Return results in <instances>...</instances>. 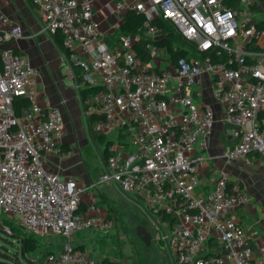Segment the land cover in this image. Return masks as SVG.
<instances>
[{
    "label": "built area",
    "instance_id": "built-area-1",
    "mask_svg": "<svg viewBox=\"0 0 264 264\" xmlns=\"http://www.w3.org/2000/svg\"><path fill=\"white\" fill-rule=\"evenodd\" d=\"M237 2L232 7L226 0L107 1L118 23L114 32L134 12L144 18L146 34L159 40L164 33L157 22L165 19L204 54L171 60L149 42L150 59L144 61L135 50L140 36L129 33L119 42L108 40L94 11L95 0H35L44 30L62 35L70 59L81 69L79 82L64 55L76 87L97 88L83 102L86 117H96L95 132L110 136L123 131L135 146L128 154L117 135L103 173L89 184L49 166L50 155L73 153L60 146L64 115L58 106L38 99L40 73L28 55L6 45L26 36L24 26L0 14V210L41 236L67 239L89 229L108 232L116 226L109 208L93 203L82 210L81 202L88 188L111 182L134 201L133 195L139 196L141 203L136 202L154 220L175 264H264L253 261L250 234L231 215L249 203L248 192L230 187L229 173L219 170L215 188L207 195L196 193L215 111L186 90L205 74L226 120L236 127L238 142L226 157L239 160L255 153L264 158V44L258 45L264 19L254 17L256 0ZM163 56L168 57L165 69ZM18 97L29 99L20 113L15 109ZM171 213L176 222L168 227L163 215ZM213 238L223 243V251L206 255ZM32 262L112 264L72 245Z\"/></svg>",
    "mask_w": 264,
    "mask_h": 264
},
{
    "label": "crops",
    "instance_id": "crops-1",
    "mask_svg": "<svg viewBox=\"0 0 264 264\" xmlns=\"http://www.w3.org/2000/svg\"><path fill=\"white\" fill-rule=\"evenodd\" d=\"M107 1L109 0H95L94 11L108 40L114 43L113 40H116L113 33L116 31H113V25L117 26L118 23L117 19L109 14L112 6L108 5L110 3ZM105 3L107 7H104ZM256 4L254 5V17L261 22L264 19V0H256ZM0 14L5 15L12 23L24 26L26 36L9 41L6 45L28 55L31 65L40 73L38 99L41 102L49 101L52 105L58 106L64 115L65 133L61 138L60 146L63 150H71L73 153L68 157L50 155L48 157L49 166L64 176L75 177L80 182L87 184L97 182L101 175H96L99 169L97 165L103 173L105 161L98 152L99 163L96 165L97 168L93 169L84 158L83 148L85 146L93 147L95 151L97 147L90 137L88 118L84 112L80 89L76 87L77 81L72 73L71 64L64 60V54L54 36L44 30L35 0H0ZM262 44H264V35L258 41V45ZM163 58L161 67L165 69L169 67L168 57L163 56ZM64 65L67 67L66 75L62 74ZM186 91L194 94L200 103L211 105L215 111V123L208 137L206 160L200 166L196 193L207 195L212 191L216 186L219 170L229 173L230 187L238 186L248 192L249 203L237 207L231 215L250 234L249 244L254 252L253 261L264 263V158L255 153H250L246 158L239 160L226 157L225 153L238 142L234 134L236 127L226 120L225 108L214 97L213 84L207 74L195 87ZM260 120L264 121V113L261 114ZM119 134L120 132H115L107 138L114 139L117 135L119 137ZM122 141L128 154L135 151V146L129 143L128 135H125ZM104 184L108 187L107 195L112 194L111 190H119L121 196L133 200L131 195L124 194L111 182L98 183L88 188L83 194L82 210H87L93 203L101 209L106 207L100 203L101 198L105 196L101 189ZM117 191L115 192L118 193ZM222 251L223 243L213 238L205 254L222 253Z\"/></svg>",
    "mask_w": 264,
    "mask_h": 264
},
{
    "label": "rangeland",
    "instance_id": "rangeland-1",
    "mask_svg": "<svg viewBox=\"0 0 264 264\" xmlns=\"http://www.w3.org/2000/svg\"><path fill=\"white\" fill-rule=\"evenodd\" d=\"M121 37L116 39L117 42H119ZM166 50L164 49L166 55L170 56V53ZM66 70L67 67L65 66L62 74L66 75ZM99 146L103 148V145ZM93 149V147L85 146L83 148L84 158L93 169L98 166L99 169L96 175L99 176L102 174V170L97 165L99 163L97 159L100 157L98 154L99 150L96 149V152ZM101 189L105 193V196L103 195L104 197L101 198L100 203L108 208L111 206L112 213L116 217V226L112 230L102 233L89 229L76 233L67 239L56 238L52 235L41 236L33 234L38 240L37 246L34 250L26 251L27 255L33 261H39L43 259L45 252L48 250H60L68 245H84V249L96 258H100L102 254H116L117 257L113 259L127 261V264H174L169 251L159 240L160 231L154 220L145 213L146 211L142 204L140 205L135 202L141 203L139 196L137 194L133 195L135 198V201H133L123 195L121 196V193L118 192L119 190L115 191L120 193V195L114 190H111L112 194L110 196L107 195L109 192L107 193L108 187L105 184L102 185ZM7 225L10 227L16 226L17 232L21 235H31V232L21 228L15 219L0 210V249L4 251H18L20 259L27 261L22 256V250L17 239L7 234L5 230V226ZM140 228L146 229L151 235L152 238L149 243L144 239V233H139L141 231ZM99 234H102L103 239L109 241L105 249H102L103 246H100L95 241ZM7 237L12 239V242L5 239ZM28 264H31V262H28Z\"/></svg>",
    "mask_w": 264,
    "mask_h": 264
},
{
    "label": "trees",
    "instance_id": "trees-1",
    "mask_svg": "<svg viewBox=\"0 0 264 264\" xmlns=\"http://www.w3.org/2000/svg\"><path fill=\"white\" fill-rule=\"evenodd\" d=\"M226 2L232 6L237 7L238 2L237 0H226ZM158 25L161 29V31L164 33V37L159 40H152L147 34H146V28L144 26V18L141 15H138L134 12L128 13L125 18L124 22L119 26L117 31L113 33V36L115 37V40L118 37H121V35L126 34H133L135 36H140L139 41H137L135 45V50L137 54L144 60L148 61L150 59V50L146 49V45L149 42H153V44L159 46L160 48H164L166 51L170 53L169 58L171 60H176L180 56H186L187 54H192L195 57H202L204 56L203 53H200V51L197 49L196 45L192 42L186 40L182 34L177 30L176 26L173 25L170 21L165 19H160L158 22ZM54 38L62 50L63 54L69 58L74 71L77 81H81V69L79 66L75 65L74 62L70 59V52L66 49L63 43V37L61 34L54 35ZM252 43V42H251ZM97 90L96 87H82L80 89L81 97L83 102L91 96L95 91ZM29 105V99L27 97H18L15 100V109L18 113L21 112V110L24 107H27ZM85 108V107H84ZM96 121V117L90 116L88 117V125L90 129V137L93 140L95 146L99 150L101 157L104 161L107 160L109 155V145L114 141V139H108L107 136L100 135L95 132L94 130V123ZM261 126H264V121L260 120ZM125 136V132L121 131L119 134L118 139L122 140ZM122 138V139H121ZM99 145H103V148ZM109 210L111 215L112 213V207L109 206ZM163 220L168 224V227L172 226L176 222V214H164ZM12 233H8V235H11L17 239L19 242V246L22 250V256L27 259V261H23L20 259V254L18 251H4L0 249V263L1 264H28V262L33 263L32 259L27 255L26 251L34 250L37 246V238L31 232V235H21L16 230V226L10 227L7 225ZM21 227V226H20ZM22 228V227H21ZM80 233V232H79ZM103 233V232H102ZM33 235V236H32ZM9 240V242H12V239L5 238ZM96 243H98L100 246H103L102 249H105L106 245L109 241H106L103 239L102 234H99L96 239ZM76 248L84 249V245H75ZM51 250L46 251L45 253L50 252ZM113 252V251H112ZM116 254L108 255V254H102L100 259L104 262H110L112 264H121L119 260L113 259L116 258ZM30 260V261H29Z\"/></svg>",
    "mask_w": 264,
    "mask_h": 264
},
{
    "label": "water",
    "instance_id": "water-1",
    "mask_svg": "<svg viewBox=\"0 0 264 264\" xmlns=\"http://www.w3.org/2000/svg\"><path fill=\"white\" fill-rule=\"evenodd\" d=\"M140 230L141 231H139V233H144V239L146 240L147 243H149L152 238L149 232L144 228H140Z\"/></svg>",
    "mask_w": 264,
    "mask_h": 264
}]
</instances>
